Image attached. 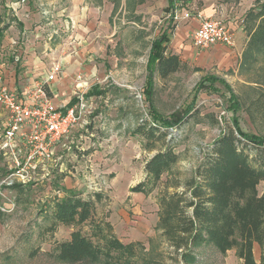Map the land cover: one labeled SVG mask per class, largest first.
<instances>
[{"label":"rangeland","instance_id":"374dc122","mask_svg":"<svg viewBox=\"0 0 264 264\" xmlns=\"http://www.w3.org/2000/svg\"><path fill=\"white\" fill-rule=\"evenodd\" d=\"M262 2L177 0L180 15L171 20L167 0H0V72L11 85L24 89L59 61L63 72L50 94L60 105L70 103L76 90L94 88L89 110L59 143L52 166L36 168L25 184L8 185L7 161L0 154V264H66L52 255L54 245L76 229L91 233L88 223L51 219L56 201L72 192L94 201L96 218L110 222L123 243H142L130 264L183 263L159 227V197L189 188L234 119L244 131L264 136V54L250 48L248 35L258 22L249 12ZM186 12L232 23L233 45L197 51ZM166 29L167 52L179 55L182 66L166 78L156 74L152 107L163 117L191 108L180 126L161 127L179 161L145 194L132 187L145 179L146 162L163 140L146 148L137 127L152 124L145 94L148 58ZM4 122L0 106V132ZM247 151L258 153L252 145ZM258 189L263 192V182ZM262 252L256 251L258 260ZM199 259L198 264H241L235 249L226 255L208 249Z\"/></svg>","mask_w":264,"mask_h":264},{"label":"trees","instance_id":"16d2710c","mask_svg":"<svg viewBox=\"0 0 264 264\" xmlns=\"http://www.w3.org/2000/svg\"><path fill=\"white\" fill-rule=\"evenodd\" d=\"M167 1L165 10L171 12L173 20L177 0ZM249 13L258 19L248 31L249 46L264 54V0ZM170 40L171 32L166 29L153 41L149 52L145 94L153 119L152 124L145 121L139 125L137 132L145 138L146 148L154 149L157 141L163 140V143L146 162L145 179L132 187L134 192L150 194L163 174L170 173L179 161L174 142L166 141L168 131H162L161 127L180 126L191 107L183 113L163 117L155 113L151 102L156 74L166 78L182 66L179 55L167 52ZM218 79L211 77V80ZM93 90L87 92V97L94 94ZM249 145L258 149L256 155L248 153ZM261 182L264 185V136L244 131L238 119H234L232 126L214 141L189 188L166 191L159 197V227L183 261L177 260L175 264H198L199 255L208 249L220 255L235 249L242 264H264V252L260 260L254 253L255 244L262 251L264 248V190L260 193L258 189ZM96 195L100 200L101 195ZM51 219L54 224L88 223L91 228L89 234L76 229L68 240L54 245L52 255L62 263L130 264L137 256L135 246H142L137 242L123 243L110 222L96 218L94 201L75 192L56 201Z\"/></svg>","mask_w":264,"mask_h":264},{"label":"built area","instance_id":"2783aa9c","mask_svg":"<svg viewBox=\"0 0 264 264\" xmlns=\"http://www.w3.org/2000/svg\"><path fill=\"white\" fill-rule=\"evenodd\" d=\"M177 9L174 18L180 15ZM184 17L197 22L192 33L197 51L203 52L217 45H233L235 30L232 23L203 13L192 18L186 12ZM60 73L61 62L55 61L48 71L35 75L30 84L20 89L11 85L7 76L0 72V106L5 119L0 132V154L7 161L8 185L25 184L33 178L36 168L45 170L47 163H53L59 143L89 110L91 102L82 89L75 91L77 100L70 106L69 103L60 105L50 94Z\"/></svg>","mask_w":264,"mask_h":264},{"label":"crops","instance_id":"0c3cea01","mask_svg":"<svg viewBox=\"0 0 264 264\" xmlns=\"http://www.w3.org/2000/svg\"><path fill=\"white\" fill-rule=\"evenodd\" d=\"M206 11H209V8L206 10ZM207 16V15H206ZM209 17H212L211 15L209 16ZM212 18H214V17H212ZM192 26H193V28H192V30L197 26V22L196 21H194V20H192ZM217 46H220V45H217ZM217 46H214L213 48H215V47H217ZM213 48H211V49H213ZM210 49H208V50H206V51H203V53H206L207 54V51H209ZM62 69H63V67H62ZM62 72H63V70H62ZM60 75H61V73H60ZM60 75H59V77H60ZM58 80H59V78H58ZM58 80L55 82V83H57L58 82ZM80 80H82V77H81V79ZM54 83V84H55ZM54 84L52 85V90L55 92V88H54ZM75 97H73V99H74ZM72 98L69 100V102H71L72 100H73ZM55 100H56V98H55ZM57 101V100H56ZM49 166H52L51 164L49 165ZM261 250V247L258 245V244H255V247H254V253L256 254V251L257 250ZM240 262H241V264H242V261L240 260Z\"/></svg>","mask_w":264,"mask_h":264}]
</instances>
